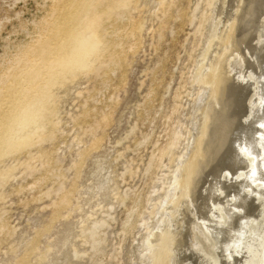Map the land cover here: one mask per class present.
Instances as JSON below:
<instances>
[{
    "label": "bare ground",
    "instance_id": "bare-ground-1",
    "mask_svg": "<svg viewBox=\"0 0 264 264\" xmlns=\"http://www.w3.org/2000/svg\"><path fill=\"white\" fill-rule=\"evenodd\" d=\"M20 1L27 2L14 0L11 7L15 8ZM34 1L39 9L31 20H20L23 12L14 11L19 22L4 39L0 57V204L23 191H38L36 201L56 196L49 206L53 209L51 222L37 232L38 241L41 233L49 232L67 212V216L72 215L67 210L73 204L78 179L90 157L101 150L107 129L116 121L115 109L121 100L119 94L127 93L128 74L125 76L121 71L116 94L107 96V93L112 88L113 75L123 69L119 63L132 65L129 54L135 55L146 47L141 33L154 23H158L157 31L150 45L146 44L157 51L173 22L183 18L184 5L179 6L183 0ZM202 3L205 8L201 10ZM194 15L191 20L192 25L197 21L194 36L197 43H204V53L197 59L194 55L197 47L189 53V60L197 63L196 71L188 81L181 77L174 98L182 99L181 89L184 91L188 86L197 89L195 95L188 90L194 98L195 113L201 110V106L195 107L200 102L198 96L206 89L209 91L202 136L198 143L194 141L197 150L180 164L174 158L183 139L186 140L184 131L188 125L179 117L174 127L166 131V142L160 143L158 139L153 144L157 154L153 153L146 172L160 169L165 159L178 163L172 173V187L180 198L171 204L169 217L163 215L159 220L149 240L150 257L143 255L141 264H170L172 255L176 257L174 264H264V0H199ZM12 18L7 16L5 21ZM218 22L220 26L225 22V27L216 43L212 29ZM3 27L1 22L0 39ZM21 32L22 39L12 41L11 35L17 39ZM155 92L151 88L148 96ZM75 101L81 109L80 117L70 116L67 120L64 116L75 108L66 107ZM90 101L95 105H90ZM181 105L174 112L182 115ZM92 116L95 118L89 121ZM71 133L73 136L66 139ZM148 142L149 137H145L143 143L137 144L143 146ZM63 144L66 148L59 154ZM81 144L85 147L79 148ZM67 151L75 154L72 165L65 170ZM71 170L75 172V181L67 188L63 179L66 171ZM98 171L94 172L98 182L91 190H98L96 196L104 199L106 188ZM17 172L23 182L15 185L12 182L17 181ZM50 176L59 186L43 192ZM153 194L147 199L149 203ZM92 198L85 202L87 206L92 205ZM139 208L138 203L130 208L124 232L134 229L131 220L139 215ZM4 211L0 209L2 244L3 237L14 239L16 231L8 225ZM89 216H80L83 225ZM109 226L95 220L82 229L86 239L83 241L86 244L90 241L94 255L102 254L100 248L106 243L105 228ZM260 231L263 237L259 240ZM67 240L48 245L42 263L69 264ZM11 246V263L25 264L14 258L16 244ZM76 250L72 258L78 259L80 252ZM72 258L70 255L71 261Z\"/></svg>",
    "mask_w": 264,
    "mask_h": 264
},
{
    "label": "rangeland",
    "instance_id": "rangeland-1",
    "mask_svg": "<svg viewBox=\"0 0 264 264\" xmlns=\"http://www.w3.org/2000/svg\"><path fill=\"white\" fill-rule=\"evenodd\" d=\"M13 1L14 0H0V23L2 22L4 24V27L1 28V35L3 38L0 39V57L4 52V39L10 36L13 26L17 25L19 22V19L15 18L13 15L14 11L23 12L21 13L20 20H31L33 16L37 14L39 9L34 0H27V2L20 1L15 8L11 7ZM182 3L183 4L179 6L183 7L184 5L182 10V14L184 13L182 16L183 18L173 22V25L166 32L167 36L160 41L159 49L157 51L149 46L152 42V37L158 28V25H156L158 23H154L150 26L148 25L149 29L144 30L143 33H141L142 36L145 37L144 41L146 47L138 51L135 55L132 53L129 54L132 65L128 66L126 63L124 64V62L119 63V67L121 66L123 69L118 70L119 72L116 71V74L113 75L114 81L112 82V88L109 93H107V96L116 94L115 85L119 81L118 78L120 79L122 73L125 76L128 74L126 77V79H128L127 93L122 92L119 94L121 100L116 107L117 110L115 109L116 121L113 126L107 129V138L105 142H103L104 145L101 150L99 149L98 151H95L97 154L94 153V155L90 157L81 177L78 179L76 189L73 191L75 194L73 196V204L67 210H70L72 215L70 214L71 216H67L69 212H65L66 217L64 216L61 221H58L50 230L51 232L41 233V237H39V240L37 241V232H42L43 227L51 222L53 209L49 206L53 199H57V197L53 195L51 198H44L42 201H36V198L39 196L38 191L34 193L23 191L21 194L16 193L11 195L12 197L0 204L2 212L6 209L4 214L8 225L10 228L12 227L16 230V237L14 236V239L9 237L2 238L4 241V244H2L3 242L0 243V262L2 264H13L10 261L12 255L10 256L9 254L12 244H16L17 246V253L14 255V258H18L17 260L19 262H24L25 264H43L42 262L44 261H41V258L45 254L48 245L51 243L54 244L58 240L64 242L65 239H69L66 241V248H69L67 250V254L69 255V259L67 256V260L69 261V264H141V258L143 255H145V257H150L147 251L150 249L149 240L152 238L154 229L163 215L169 217V212L173 209L171 204H175L178 198H180V196L173 191V174L178 165L187 161L188 157L194 153L193 151L197 150V144L195 145L194 141H199V137L201 138L202 136L205 118L203 113L204 106L207 103L209 95V91L206 89V91H202L203 94L198 96L200 102H198L199 104L197 103L195 107L201 106V110L195 113L192 110L194 98L190 97V92L188 93V90L192 91L191 95H195L194 90L197 89L193 90L191 86H188L184 91L181 89L182 99L175 100L174 98L175 91L180 87L181 79L184 78L188 81L196 71L197 63L194 61L193 63L189 60V53H191L195 47H197L194 54L196 59L202 57L204 53V43H197L194 36V25L196 26L197 21L196 24H191L192 17H195L194 10L199 3V0H183ZM202 4L204 6L201 5V10L205 8V4ZM136 14H138V11ZM7 16L13 17L11 21H5ZM199 18L200 16L198 15L197 19ZM224 27L225 22L221 26L218 22L215 25V28L212 29V31H214L213 42L217 43L219 41ZM11 36L12 41H19L22 39L23 34L21 32L17 39L15 35ZM203 41L205 42L206 40L202 39V42ZM147 42L149 45L146 44ZM83 86V88H85L89 85ZM151 88L155 89L156 92L154 95L152 94L148 96ZM83 93L85 95L87 94L85 90ZM202 99H205L202 101L203 103L201 102ZM77 104L78 103L75 101L72 103L70 102L67 105L66 108L68 110H73L75 108L69 116H64L67 120H70V116L80 117L79 113L81 109L77 108ZM179 104H182L181 106L183 107V110L181 111L182 115L174 112L178 109ZM90 105H95V103L90 101ZM98 105L102 106V104ZM191 112L193 113L191 115L196 116V119L193 120L192 116H190ZM92 115H94V113H92ZM92 117L93 118H89L88 120L91 121L95 118V116ZM178 117L184 122V124L188 125L186 127L188 130L185 129L184 131L187 133L185 134L186 140L185 138L183 139L179 151H177L178 153L174 158L175 160H178L177 162H179V164L175 162L172 163L169 159H165L163 160L164 166L162 165L160 169L156 168L152 172H146L153 153L157 154L153 144L158 139L160 140V143L166 142L167 138L165 133L168 129L174 127L173 124L176 123ZM67 127V130H69L72 128V125ZM191 132H193L192 136H190ZM72 136V133L71 136L68 134L66 139H70ZM145 137H149V144L139 146L138 144L143 143ZM83 146L85 147L83 144L82 146H79V148H84ZM61 147L62 151H59V154H63L66 145L63 144ZM75 149L78 151V147ZM68 152L73 154H67ZM67 153L63 162V168L65 170L72 165L71 161L74 160L73 156L75 152L67 151ZM170 163H172V166ZM97 166L100 167L99 171ZM168 168L172 171L167 170ZM95 171H98V173L102 175L101 181L104 180L102 183L105 185L106 189H104L103 193L107 194V197L104 198L105 200L101 199V196L99 197V195L96 196L98 190H91V188L96 185V182H98L97 175L94 173ZM74 173L73 170H71V172L66 171L67 179H63L65 187L69 188L74 183ZM17 175H19L17 181L12 182V184L16 185L17 182H23L21 179V173L17 172ZM31 180L32 179H29V181ZM106 184L108 185V188ZM44 186L45 187L42 189L43 192L48 188L53 190L56 189L59 186V183L53 176H50L48 183ZM152 192H154V199L151 201L152 203H149L147 199ZM103 193L101 192V194ZM91 194L94 196V199L90 196ZM126 194L128 195V198L125 200ZM91 198L92 205L87 206L86 203H89ZM97 201L100 203H97ZM93 203L97 207H95ZM137 203L140 205V208L138 209L139 215H135L131 220L134 229L124 232L123 226H125L124 224L128 219L127 217H129V212ZM100 204L102 206H99ZM108 206L114 207L108 208ZM99 211L100 213H98ZM86 213L88 215H86ZM152 214L155 215L152 216ZM80 216H89V222L87 221V224L83 225ZM109 218L113 220H110ZM95 220L106 222L110 225V228H105L106 243L100 248L102 254L97 255H94L90 241L86 244L84 242L86 239L82 236V229H84V226L86 228L91 221ZM144 220L146 222L148 221L147 226L144 225ZM73 225L74 227H72ZM143 225L150 230L145 227L144 230L142 228ZM76 229H78V231ZM72 231H74L73 234ZM74 237L77 238L75 239ZM262 237V232L260 231L257 239L260 240ZM70 242H74V244L71 246ZM21 246L22 248H20ZM75 250L80 252V257L78 259L72 258ZM175 258V255H172L170 264H174ZM150 261L151 259H149L147 263ZM258 261H260V259H258Z\"/></svg>",
    "mask_w": 264,
    "mask_h": 264
},
{
    "label": "snow or ice",
    "instance_id": "snow-or-ice-1",
    "mask_svg": "<svg viewBox=\"0 0 264 264\" xmlns=\"http://www.w3.org/2000/svg\"><path fill=\"white\" fill-rule=\"evenodd\" d=\"M262 127H264V125H262Z\"/></svg>",
    "mask_w": 264,
    "mask_h": 264
}]
</instances>
